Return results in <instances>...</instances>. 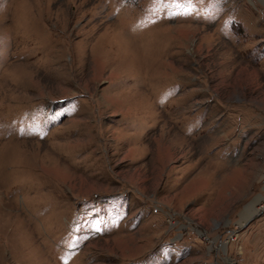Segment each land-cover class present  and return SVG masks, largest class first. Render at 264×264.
Listing matches in <instances>:
<instances>
[{"label": "rangeland", "instance_id": "obj_1", "mask_svg": "<svg viewBox=\"0 0 264 264\" xmlns=\"http://www.w3.org/2000/svg\"><path fill=\"white\" fill-rule=\"evenodd\" d=\"M0 264H264V0H0Z\"/></svg>", "mask_w": 264, "mask_h": 264}, {"label": "water", "instance_id": "obj_2", "mask_svg": "<svg viewBox=\"0 0 264 264\" xmlns=\"http://www.w3.org/2000/svg\"><path fill=\"white\" fill-rule=\"evenodd\" d=\"M253 218H251V220H252ZM251 220H248L246 223H245V225H247V224H249L250 222H251Z\"/></svg>", "mask_w": 264, "mask_h": 264}]
</instances>
